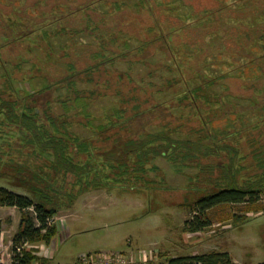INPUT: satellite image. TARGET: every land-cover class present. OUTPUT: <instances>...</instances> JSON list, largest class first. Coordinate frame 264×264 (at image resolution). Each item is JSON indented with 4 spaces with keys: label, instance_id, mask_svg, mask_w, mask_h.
<instances>
[{
    "label": "trees",
    "instance_id": "16d2710c",
    "mask_svg": "<svg viewBox=\"0 0 264 264\" xmlns=\"http://www.w3.org/2000/svg\"><path fill=\"white\" fill-rule=\"evenodd\" d=\"M102 1L109 0H0V165L37 192L36 198L32 190L29 196L0 186V206L20 212L11 264L41 259L35 244H50L56 236L52 221L59 208L54 198L65 193L69 177L74 178V186L88 190L104 187L109 179L141 181L147 163L158 156L172 164L195 166L206 186L199 187L205 192L188 203L193 216L184 227L193 233L212 225L210 209L254 204L264 193V0H240L235 7L212 0V7L200 9L203 20L197 27L173 14L171 4L141 0L152 25L134 46L129 42L132 34L118 40L101 33L103 23L91 13ZM115 1L119 11L128 7L125 1ZM181 1L196 16L197 1ZM130 13L135 30L141 31L140 15ZM73 19L80 24L70 25ZM54 24L60 26L56 31L49 29ZM210 27L217 32L222 27L226 40L220 36L174 40L193 29L207 30L214 37ZM84 31L95 38V44H76L74 50L61 53L60 45L57 49L50 41L60 33ZM157 45L158 50L173 53L172 62L159 66L147 62L146 56L155 55ZM184 45L192 48L182 49ZM233 49L258 68L257 78L215 69L231 65L227 59L209 57ZM181 50L186 58L179 54ZM80 54L85 58L78 60ZM121 62L148 64V80L136 78L131 67L117 68ZM37 79L41 85L32 86ZM79 83L90 87L79 89ZM178 86L176 94L166 95ZM214 86L220 90L213 91ZM107 96L117 97L119 105L104 116L93 114L90 101ZM54 104L62 110L57 111ZM230 115L238 124L231 121L222 128L213 124ZM101 117L106 121L96 123ZM246 118H252L250 124L243 122ZM81 124L90 130L91 138L76 132ZM233 218L235 222L246 219L238 214ZM166 264L239 263L228 251L211 250L171 256Z\"/></svg>",
    "mask_w": 264,
    "mask_h": 264
},
{
    "label": "rangeland",
    "instance_id": "374dc122",
    "mask_svg": "<svg viewBox=\"0 0 264 264\" xmlns=\"http://www.w3.org/2000/svg\"><path fill=\"white\" fill-rule=\"evenodd\" d=\"M121 1H125L128 6L122 11L117 8L116 2L118 1L109 0L96 4L97 11L91 14L94 20L100 19L102 21L101 33L106 38L113 34L112 36L115 35L118 40H121L123 37H127V34H132L128 36H130V44L134 46L138 44L137 40L147 36V27L152 25V22L141 0ZM196 1L197 14L192 16L191 9L184 5L181 0H159V2L171 4L172 9L170 11L177 17L186 19L187 25L193 27L201 26L203 19L200 18L202 15L200 9H206V6L212 7L213 4L212 0ZM215 1L224 2L231 7L240 4V0ZM130 10L140 15L138 19L141 27H143L141 31L135 30L134 24L131 23L134 14L130 13ZM110 14L112 17L107 20ZM227 21L231 24H237V20L227 19ZM180 23L184 24L182 21ZM69 24H80V20L73 19ZM58 28L60 26L57 24L49 26L50 30L56 31ZM210 28L208 30H214L212 33L216 34L214 37L210 32L207 34V30L193 29L185 33L181 32L174 40H216L218 36L224 38L226 31L222 27L219 28L218 32L217 28ZM110 29L111 33L108 32ZM224 40L226 39L224 38ZM50 41L57 49L60 45L58 51L61 53L74 50L76 44L85 43L88 45L96 42L95 38L86 32L69 35L60 33L59 36L53 37ZM186 48L192 47L182 46V49ZM163 51L158 50L157 45L156 54L151 53V55L146 56L147 62L158 66L165 61L172 62L173 53ZM36 52L42 53L39 49ZM179 54L182 58L187 57L182 50ZM216 54L211 55L209 60L227 59L231 65L215 66V69L220 70V72L242 74L241 76L245 79H254L260 75L258 68L250 64L246 56L234 49L221 53V55L218 52ZM82 58L85 57L80 54L78 60ZM75 59H77V55ZM83 63H85L84 60L79 62L81 65ZM116 67L124 70L131 67L136 78L143 77L148 80L150 69L148 64L139 63L130 66L126 62H121ZM208 72L211 73V68ZM34 85L39 87L41 80H35L32 86ZM22 86L31 87L29 84H22ZM77 86L79 89L90 87L83 83H79ZM180 89V86L171 87L166 95L173 96ZM212 90L218 91L220 87L214 86ZM60 91L65 94V89ZM57 93L59 92H55V94ZM163 95L164 93L161 94V96ZM90 103V111L97 116H104L111 112L109 111L111 107L119 105L115 96L97 98ZM54 108L57 111L62 110L60 104H54ZM104 118L101 117L96 123L105 122L106 119ZM235 118L234 115H230L215 121L213 124L222 128L231 121H236ZM251 120L252 118H246L243 122L250 124ZM236 122L238 124L239 121ZM75 130L79 135L91 138L92 133L82 124L76 125ZM199 175L200 171L195 166L186 167L183 163L172 164L165 157L158 156L147 163L145 179L141 181L115 183L109 179L105 180L106 185L104 187L81 190L80 187L72 184L74 178L69 177L65 184V193L56 195L54 198L59 211L53 217V224L60 230L50 244H35L38 250L37 256L41 259L34 261L33 264H78L81 255L100 251H122L131 254L137 261L145 259L146 264H166L167 258L173 254L189 255L193 252L206 253L211 250L229 251L245 264L263 263L264 193L254 204H221L210 209L207 213L212 225L200 232L193 233L185 229V221L193 216L188 203L205 192L200 189L198 191L199 187L206 186L204 179L200 178ZM0 186L29 196L32 195L30 190L34 191L35 197L37 193L32 188L31 183L24 182L21 176L6 171L1 165ZM71 196L74 198L71 199ZM236 214L244 215L246 219L235 222L233 215ZM0 218L3 230L0 264H11L13 260L12 239L18 228L20 212L16 208L0 209Z\"/></svg>",
    "mask_w": 264,
    "mask_h": 264
},
{
    "label": "built area",
    "instance_id": "2783aa9c",
    "mask_svg": "<svg viewBox=\"0 0 264 264\" xmlns=\"http://www.w3.org/2000/svg\"><path fill=\"white\" fill-rule=\"evenodd\" d=\"M53 223V221H52ZM145 259L137 261L131 254L122 251H100L79 257L78 264H146Z\"/></svg>",
    "mask_w": 264,
    "mask_h": 264
},
{
    "label": "crops",
    "instance_id": "0c3cea01",
    "mask_svg": "<svg viewBox=\"0 0 264 264\" xmlns=\"http://www.w3.org/2000/svg\"><path fill=\"white\" fill-rule=\"evenodd\" d=\"M11 208H14V207H6V206H0V209L2 210H6V209H11ZM1 219V218H0ZM58 230H60V228H58ZM2 233H3V230H2ZM229 252V251H228ZM191 254H197V252H193ZM189 254V255H191ZM230 256L232 257L233 261L235 263H239V264H245L241 259H239L238 257H236L234 254H232L231 252H229ZM178 255V254H177ZM172 256H176V254H173ZM171 257V255L169 256Z\"/></svg>",
    "mask_w": 264,
    "mask_h": 264
},
{
    "label": "flooded vegetation",
    "instance_id": "af4514ba",
    "mask_svg": "<svg viewBox=\"0 0 264 264\" xmlns=\"http://www.w3.org/2000/svg\"><path fill=\"white\" fill-rule=\"evenodd\" d=\"M92 18L94 19V17H92ZM95 21H97V20H95ZM124 181H126V182H127L128 180L126 179V180H124Z\"/></svg>",
    "mask_w": 264,
    "mask_h": 264
}]
</instances>
